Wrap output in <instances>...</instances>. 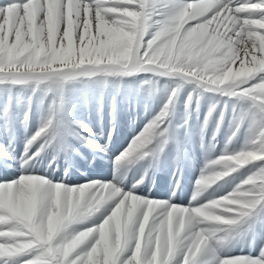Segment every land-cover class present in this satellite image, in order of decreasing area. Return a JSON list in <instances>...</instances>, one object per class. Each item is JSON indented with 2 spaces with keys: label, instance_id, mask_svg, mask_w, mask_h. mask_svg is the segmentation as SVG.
I'll return each mask as SVG.
<instances>
[{
  "label": "snow or ice",
  "instance_id": "6c2138e0",
  "mask_svg": "<svg viewBox=\"0 0 264 264\" xmlns=\"http://www.w3.org/2000/svg\"><path fill=\"white\" fill-rule=\"evenodd\" d=\"M137 75L181 84L115 164L164 152L183 82L196 86L188 108L196 92L236 102L224 153L205 167L191 201L180 204L176 191L168 200L139 194L143 178L131 189L119 180L71 183L74 157L87 159L77 142L97 157L106 145L58 116L53 101L22 154L0 144V264H264V0H0V85L48 84L52 92L81 78L100 85ZM227 119L225 110L217 133ZM242 132L243 148L231 152ZM10 167L19 170L14 179ZM237 237L247 255L226 254Z\"/></svg>",
  "mask_w": 264,
  "mask_h": 264
},
{
  "label": "bare ground",
  "instance_id": "6f19581e",
  "mask_svg": "<svg viewBox=\"0 0 264 264\" xmlns=\"http://www.w3.org/2000/svg\"><path fill=\"white\" fill-rule=\"evenodd\" d=\"M119 82L120 80L113 83L115 90L100 84L94 89H88L85 94H78L76 98H71L69 103L66 104L63 102L60 104V117L68 118L72 116L76 123L85 126V128L81 129L84 135H90L91 138L98 141V143L106 145V152L97 157L92 147L88 144L77 142L79 151L83 153L84 157H87V159L81 158L80 156L74 157V167L70 175V182L83 183L88 179L95 182H115L119 180L126 189H131L138 180L143 178L144 183L139 185L137 188L138 192L140 188H152L151 184L153 183L154 173L159 172L160 182L166 183L172 188L174 182H177L180 172V166L168 163V153L172 148L164 150L165 156L161 154L155 161L150 159L148 164L140 162L131 165L126 164L125 167H127L123 173L119 170L122 162L120 164L114 163V161L130 147L134 138L159 114L167 103L166 98L163 97L158 89L148 88L142 91L140 89L141 85L136 84V86H134L135 91L133 92L131 86L124 87ZM15 88L16 85L9 84V91L6 96L0 97V144H9L12 150L19 156L25 151L26 140L35 133L36 129L38 130L40 124L42 125V113H44V110L38 103L34 104L32 109L29 108L27 110L26 107L22 108L14 99ZM189 95L190 94L180 92L178 103L169 117L171 131L173 132L172 135H174L171 141H175L177 145V143L184 140L187 144L186 149L182 150L185 158L183 162V171L185 170L186 173L185 179L183 178L182 187L185 195H187L184 199L185 203L183 204L177 199L182 205H187L195 194L197 182L204 172L203 164L205 165V162H209L213 156L217 159L224 153L228 137L232 130L231 127L227 125V122L231 125L228 119L223 124L221 129L222 132L217 133L209 130L213 123L218 122L219 118L216 120V116L219 117L220 113L224 112L223 105L217 108L214 118L211 119L207 125L204 123L207 115H203V112L207 110L206 108L213 106L215 93L205 91L202 106L196 107L195 104L198 105V103H194L191 108L186 106ZM15 109H17V113H20V116L13 117ZM186 109L190 112V118L189 122L185 125L190 127L184 125L185 127H181L180 129L177 123L179 120L181 121L182 112L186 111ZM227 110L229 112L228 106ZM28 111H31V117L30 119H25V113ZM87 129H90L91 133H89ZM188 132L190 134L186 139V134ZM195 132L198 133L194 135L193 133ZM241 134H243V132ZM109 136L111 137L110 139ZM213 136H216L215 141L212 139ZM191 142H196V152L202 165L201 163L196 164L197 160L194 162L196 157L191 154L189 150V144ZM213 144H215L216 147L210 151ZM229 148L232 149L230 145ZM180 149L181 146L179 150ZM87 151L93 152L87 155ZM173 157L177 158L175 156ZM94 158L97 159L96 162L98 164L102 165L101 168H103L104 171H102L105 174L103 179L96 178L95 176L89 177L85 173L86 169L92 173L90 163ZM62 161V159H57L56 164L53 165V169H59L54 172L55 177H63L62 169L64 164ZM45 170L47 171V169ZM168 170L170 171L164 172ZM3 172L4 170L0 168V175H3ZM7 172L8 176L13 179L19 174V170L16 167L8 168ZM224 179L229 180L227 177ZM219 183H224V180L219 181ZM227 190L230 192V185H227L224 191ZM166 191L167 190L164 192L166 193ZM224 191L218 192L216 197L222 196ZM85 223H90V221ZM227 244L233 245L232 250L226 252V254L230 256L250 251L249 247L245 245L244 239L241 237L226 242V245ZM256 254L257 252L252 253V255Z\"/></svg>",
  "mask_w": 264,
  "mask_h": 264
},
{
  "label": "rangeland",
  "instance_id": "374dc122",
  "mask_svg": "<svg viewBox=\"0 0 264 264\" xmlns=\"http://www.w3.org/2000/svg\"><path fill=\"white\" fill-rule=\"evenodd\" d=\"M135 77L136 76H134V77H130V78H126V79H123L122 81H123V84H127V82H128V79H133L134 78V80H131V82H132V84H134V86H136V84H139L140 85V83L141 84H143V87H145L146 86V77L145 76H143V75H139V77H137V79H135ZM94 79H96V78H93V80ZM87 80H88V82L91 80L90 78H87ZM137 80H139L140 81V83H139V81H137ZM147 80H149V81H151L152 80V77L151 76H148L147 77ZM80 83L81 84H85V82H86V79L85 78H81L80 80ZM71 82H73V81H69V82H65L64 83V85L62 86V89L60 90V91H62L63 90V97L64 96H66V99H68V101L67 102H65L66 104L67 103H69V101H70V99L71 98H76L77 96H78V94H85V93H87V91H88V89H94L97 85H93L92 87H88V86H86L87 88H86V90L85 91H79V90H76V88H74L73 86H72V84H71ZM76 83H77V81H75ZM177 82H180L179 80H177V79H173V78H159V79H157V80H155L154 82H149V83H151V86H149V87H147V88H141L142 86H140V89L142 90V91H144V90H146V89H148V88H153V87H157L158 85L161 87V88H164L163 90L164 91H159L162 95H163V97H165L166 98V100H168V95H169V93H170V90H172L171 88H174V87H178V86H180V84H181V82L180 83H177ZM120 83V82H119ZM70 84V85H69ZM122 86H124L122 83H120ZM178 84V85H177ZM8 85L9 84H7V87H6V85H0V97H3V96H6V94H7V92L9 91V89H8ZM102 85V84H101ZM28 86V87H27ZM27 86L26 85H22V88H21V86L20 85H16V88L15 89H18L19 88V90H18V92H20V90H21V95L20 96H18V98H17V100L20 102V103H17V101H16V103L17 104H19L22 108L23 107H26L27 108V110L30 108V109H32L33 107H34V105L32 106V107H30V106H28L27 104H26V101L29 99V100H33V101H36V99H37V95H35L34 97H32V96H28V97H26V95H25V91L26 90H28V91H30L31 93H33L34 91H35V84L34 83H32V84H27ZM91 86V85H90ZM103 86H105V87H109V86H107V85H105V84H103ZM114 85H113V83H112V86L111 87H109V88H112V89H114L115 90V88L113 87ZM127 87L128 86H131V88H132V91L134 92L135 91V89H134V86H132L131 85V83L130 82H128V84L126 85ZM126 86H124V87H126ZM153 86V87H152ZM158 86V87H159ZM182 86H184V91H181L180 90V92H183V93H187V94H190V95H192L193 93H194V91L196 90V86L195 85H193V84H191V83H187V82H183L182 83ZM6 87V90H3L4 88ZM50 86L48 85V84H44V85H40V86H37L36 87V89L37 90H40L41 92H40V94H41V99H40V102L42 103V107L44 108V111H46V109H47V105H48V107H49V111L47 112V114H48V116H49V114L51 113V111H52V109H53V101H54V96L52 97V93L51 92H49L48 91V88H49ZM155 88H153V89H155ZM182 88V87H181ZM3 90V91H2ZM28 91H26V93L28 94L29 92ZM204 93H205V91L201 94L200 92H196V95H197V100H194L193 101V103L192 104H194V103H198V105H196L195 104V106L196 107H201L202 106V103H203V100H204ZM37 94V93H36ZM220 96H222L221 94H218V93H215V97H214V99H213V104L212 105H217L218 107H220L221 105H223V104H225V105H228L229 103H230V106L228 105V109H229V114L228 115H231V112H232V108L233 107H237V105H236V103H235V101L234 102H232V100H229V99H227V98H225V97H223L222 96V98L223 99H221L220 101H222L221 103H220V101H219V97ZM69 97V98H68ZM25 98H27V100H25ZM47 98H48V102H46L47 101ZM221 98V97H220ZM224 98H225V100H224ZM22 103V104H21ZM25 103V104H24ZM37 102H35L34 104H36ZM39 104V103H38ZM213 107V106H212ZM212 107H210V108H206L207 110H205L204 112H203V115L205 114V115H207V113H208V111L212 108ZM222 108V107H221ZM224 109H225V107H223ZM226 110V109H225ZM15 111V113H14V115H13V117H18V116H20V113H17V109H15L14 110ZM60 111V110H59ZM46 113V112H45ZM59 113L60 112H58V116H59ZM185 113H188V117L190 116V112L188 111V109H186V111H183L182 112V115H181V117H182V119H184V115H185ZM42 116H43V121H42V124L44 123V121L46 120V117H45V114L44 113H42ZM190 118V117H189ZM218 116H216V120H218ZM66 119H68V120H70V121H75V119L72 117V116H69L68 118H66ZM181 119V120H182ZM229 119V118H228ZM186 121V120H185ZM217 123L215 122V123H213L211 126H210V128H209V130L211 131V132H217V125H216ZM231 124V123H230ZM177 125H182V122H180V120H179V122L177 123ZM190 125V124H189ZM227 125L228 126H230L231 127V125H229L228 124V122H227ZM41 126V124L38 126V128ZM186 127H190V126H187V125H185ZM184 125L183 126H181L182 128H184L185 127ZM181 127H179L180 129H181ZM222 129V128H221ZM35 131H37V129L35 130ZM172 132V131H171ZM219 132H222L221 130L219 131ZM173 133V132H172ZM196 133H198V132H195V133H193L194 135L196 134ZM190 133L188 132L187 134H186V139H187V137H188V135H189ZM246 135H247V133H244L243 132V134H241L240 136H239V138L238 139H236L230 146H231V148L232 149H230L229 148V150L231 151V152H235V151H239L240 149H242L243 148V146H244V144H245V141H246ZM174 135H172V137H173ZM177 136V135H176ZM180 137V136H179ZM179 143H180V146H181V149L179 150V148H180V146H179ZM179 143H177V145H176V143H175V141H171L170 140V142H169V144H168V146L166 147V149L165 150H168V148L170 149V148H172V150L168 153V158H167V160H168V163H170V164H173V165H178V166H180V163H182L183 164V162H184V160H185V158H184V155H183V152H182V150H185L186 149V143L184 142V140H182L181 142H179ZM176 145V146H175ZM197 145H198V143H197ZM183 146V147H182ZM228 147H229V145H228ZM194 149V150H193ZM189 150L191 151V154H193L195 157H196V159L194 160V162L196 161V164H200L201 162H200V160H199V157H198V154H197V152H196V142H191L190 144H189ZM91 152H93V151H91ZM90 151H87V155L88 154H90L91 153ZM194 152H196V153H194ZM162 154H164V152L162 153ZM163 156V155H162ZM164 156H165V154H164ZM173 156H175V157H177V158H174ZM198 158V159H197ZM210 159V158H209ZM214 159H216L214 156H213V158L212 159H210V161L209 162H205V165L207 166L212 160H214ZM172 160V161H171ZM150 162V161H149ZM148 162V163H149ZM174 162V163H173ZM62 163L64 164V161H62ZM147 163V164H148ZM125 165H126V163H121V165H120V167H119V170H121V173H123L124 172V170H125V168L127 167H125ZM201 165H202V163H201ZM204 164H203V169H205V166ZM249 165H244V167H248ZM123 170V171H122ZM234 175H237L238 176V180H237V183H241V182H243V180L244 179H246V170H244L243 172H241V173H238V174H234ZM185 177H186V173H185V170L183 171V178L185 179ZM227 178H229V180L231 179V177H227ZM225 180V179H224ZM219 183V182H218ZM230 185V187H231V190H233V188H234V185H232V184H229ZM213 187H215V185L213 186ZM209 190L211 191V189H206L205 190V192L206 193H208L209 192ZM230 190V191H231ZM228 191V190H227ZM206 193H203L202 195H206ZM217 194V193H216Z\"/></svg>",
  "mask_w": 264,
  "mask_h": 264
}]
</instances>
